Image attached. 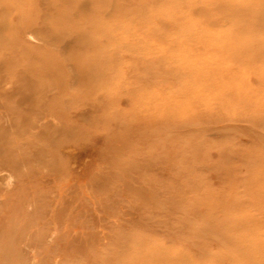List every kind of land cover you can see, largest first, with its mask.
<instances>
[{"label": "rangeland", "instance_id": "rangeland-1", "mask_svg": "<svg viewBox=\"0 0 264 264\" xmlns=\"http://www.w3.org/2000/svg\"><path fill=\"white\" fill-rule=\"evenodd\" d=\"M82 1L0 0V264H264V0Z\"/></svg>", "mask_w": 264, "mask_h": 264}, {"label": "bare ground", "instance_id": "bare-ground-1", "mask_svg": "<svg viewBox=\"0 0 264 264\" xmlns=\"http://www.w3.org/2000/svg\"><path fill=\"white\" fill-rule=\"evenodd\" d=\"M84 1H86V0H83L82 1V5H83V3H84ZM88 2V1H87ZM88 3H90V2H88ZM84 4H86V3H84ZM81 5V4H80ZM82 5H81V7H82ZM87 5H89V4H87ZM87 5H85V6H87ZM84 6V5H83ZM86 8V7H85ZM209 9V8H208ZM255 9H257V6L255 7ZM227 13V12H226ZM257 14V13H256ZM209 15V14H208ZM252 19H254L255 21H254V24L255 23H262V20H261V14H260V11L258 10V14L257 15H253L252 16ZM45 22V21H44ZM251 22V21H250ZM252 23V22H251ZM46 25V24H45ZM44 27V26H43ZM47 28V27H46ZM45 29V28H44ZM220 31V30H219ZM212 32V31H211ZM250 32V31H249ZM149 33V32H148ZM144 35V34H143ZM217 35L218 36H220V35H222V33H217ZM212 36V35H211ZM258 37H262L261 35L260 36H258ZM52 38V37H51ZM53 39V38H52ZM68 41V40H67ZM67 41H65V42H67ZM71 42V41H70ZM109 42V41H108ZM225 42V41H224ZM110 43H111V41H110ZM67 45V44H66ZM256 48H260L259 46H256ZM261 49V48H260ZM254 50V49H253ZM79 62V61H78ZM148 65V64H147ZM189 65V64H188ZM141 66V65H140ZM146 66V65H145ZM194 67V66H193ZM85 68V67H84ZM100 74V73H99ZM109 74V73H108ZM79 76V75H78ZM138 78V77H137ZM140 79V78H139ZM142 79H144V78H142ZM105 82V81H104ZM145 82V81H144Z\"/></svg>", "mask_w": 264, "mask_h": 264}]
</instances>
